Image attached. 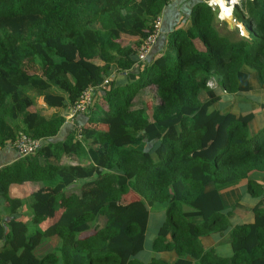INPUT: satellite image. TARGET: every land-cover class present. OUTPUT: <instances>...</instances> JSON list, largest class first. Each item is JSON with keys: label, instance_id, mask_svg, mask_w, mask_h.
I'll list each match as a JSON object with an SVG mask.
<instances>
[{"label": "trees", "instance_id": "16d2710c", "mask_svg": "<svg viewBox=\"0 0 264 264\" xmlns=\"http://www.w3.org/2000/svg\"><path fill=\"white\" fill-rule=\"evenodd\" d=\"M172 1L0 0V148L21 134L40 141L0 167V264H166L155 257L163 250L177 252L173 264H264L263 203L235 229L232 258L199 241L225 219L221 189L246 183L264 196L252 178L264 173V125L253 132L252 110L212 108L223 92H250L251 71L264 87V0L235 4L233 30L219 7L191 0L186 24L137 74L141 47ZM88 89L92 103L76 115L89 122L55 140ZM29 181L45 188L13 196ZM74 193L76 206L67 204ZM155 205L166 221L146 262ZM198 216L202 225L190 220Z\"/></svg>", "mask_w": 264, "mask_h": 264}, {"label": "crops", "instance_id": "0c3cea01", "mask_svg": "<svg viewBox=\"0 0 264 264\" xmlns=\"http://www.w3.org/2000/svg\"><path fill=\"white\" fill-rule=\"evenodd\" d=\"M183 1L184 0H173L172 3L165 8L164 13L161 15L162 22L159 38L147 58L151 55L153 56L154 54H160L161 50L163 49L166 43L167 35L169 34V32L172 31L176 26L183 25L186 22L190 4L193 3V0H186L185 3H183ZM240 1L243 2V0ZM224 11V13L230 15V13L228 14V12L226 11V9H224ZM219 18L228 22L230 28L234 27L231 17L219 16ZM127 39L135 40L134 37H127ZM140 64L141 68L137 66L134 69V72L137 74L140 72V70H142L145 65L144 61L140 62ZM212 84L215 85L214 83ZM99 98L101 97L99 96ZM96 100L97 98L94 99V101ZM246 100L247 99L243 98L242 96H232L229 93L223 92V99L220 101V103L214 105L212 108L222 109V112L225 113H246L247 110L240 108V106L245 104ZM260 103H264V97L257 98L250 109L256 112V118L251 123V128L253 132L258 131L262 128L261 126L264 125V109L260 107ZM39 104L43 105V101L41 99H39ZM90 112L91 110L88 111V113ZM96 113L99 114V111ZM88 122L89 118H87V116L83 113L73 116L71 119H67V122L63 125L61 131L59 132V135L55 138V140L61 141L67 138L68 135H70V133L74 130V126H76L75 124H87ZM19 158L20 154L14 147L7 146L4 148H0V167L11 164ZM252 178L264 183V173L255 172L252 174ZM41 188L42 186L37 185V183L29 181L25 184H18L16 187H13L12 194L14 193L13 196L19 198H25L29 196L32 192ZM213 188H216L213 184L207 187L209 191H212ZM17 191L19 192V195L16 194ZM220 196L222 198V204L220 203V206H223L221 214L225 216V219L221 217L219 222L216 224V227L214 226V228L210 232L203 233L200 235L199 241L205 250L211 251L213 255L217 256V258L230 259L233 256L232 236L235 229L238 228L240 225L248 223L252 224L255 221V208L260 203H263L262 206L264 207V196L258 198L252 196L247 190L246 183L237 187L221 189ZM214 204L219 205V201H215ZM25 208L26 207H24V209ZM58 216L59 215L55 214L54 216H52V218L56 219ZM22 218L26 220L28 217L23 216ZM50 219L51 218H49L46 223H49ZM148 220L149 226L153 225L156 228L155 231H153V236L155 239L158 236L161 225L166 221L165 208H163L162 205H155L150 210ZM190 220L192 223H195V225H202L204 223V219L201 216L191 217ZM147 235L152 236V234H150L149 232H147ZM168 236H171V234H169ZM153 240L152 242L150 241V243H147L146 250H144V253H142V255H147L146 257L148 259L146 262H149L154 256L153 252L151 251ZM171 252H173L172 255ZM170 255L171 257H174L175 255L177 256V252L174 250H163L156 253L155 257H158L160 260H164V258ZM177 259L178 257H176L173 263H175Z\"/></svg>", "mask_w": 264, "mask_h": 264}, {"label": "built area", "instance_id": "2783aa9c", "mask_svg": "<svg viewBox=\"0 0 264 264\" xmlns=\"http://www.w3.org/2000/svg\"><path fill=\"white\" fill-rule=\"evenodd\" d=\"M200 1L207 2L213 8H215L216 6L219 7V9H220L219 16L226 17L225 15H223V10L221 8L222 6L220 5V3L217 0H200ZM225 2L229 7L232 8L231 13H230V17H231L232 22L235 23L236 19L233 18V9H234L235 4H238L240 2V0H226ZM161 22H162V18L160 16L156 22L155 33L151 34L149 36V38L147 40H145L144 44L142 45L141 50H140V54H139L141 62L145 61L147 59V56L152 51L153 46L155 45L156 41L159 38L160 30H161ZM237 26L240 29L241 35H245V30H244L243 24L237 23ZM107 87H108V85H107V81H106L101 86V88L106 89ZM92 91H93L92 89L86 90L81 101L78 102L76 104V106L72 108L73 109V111H72L73 116H75L77 112L86 111L88 109V107H89L88 105L89 104L91 105V103H92L91 102L92 101ZM39 146H40L39 139H36L33 137L30 138L26 134H21L18 137V139L16 140V142L13 144V147L19 152L20 155H26V154L30 153V151H32L33 149H35Z\"/></svg>", "mask_w": 264, "mask_h": 264}, {"label": "rangeland", "instance_id": "374dc122", "mask_svg": "<svg viewBox=\"0 0 264 264\" xmlns=\"http://www.w3.org/2000/svg\"><path fill=\"white\" fill-rule=\"evenodd\" d=\"M221 7V6H220ZM222 8V7H221ZM231 7H229L228 6V8H226V11L228 12V14L229 13H231ZM222 10H223V8H222ZM223 12H225L224 10H223ZM225 14V13H224ZM223 14V15H224ZM225 16L226 17H230V15H226L225 14ZM230 26V25H229ZM232 30L233 29H235V28H231ZM197 45H199V46H202L201 45V43L199 42V41H197ZM32 70L33 71H36V72H38V73H41V70L39 69V68H37V66H34L33 68H32ZM250 75H251V77H252V80H251V86H252V90L250 91V92H248L246 95H244V96H242L243 98H246L247 100L245 101V104L244 105H242V106H240V108L241 109H245V110H247V111H250V109H251V107H252V105H253V103H255V101H256V99L257 98H263L264 97V87L261 85V83H260V80H259V78H258V76H257V73L255 72V71H251V73H250ZM90 95V94H89ZM88 95V96H89ZM100 100H101V102H100ZM98 103H104L103 101H102V98H98L97 100H96ZM71 109V111L67 114V119H71L72 117H73V109L72 108H70ZM252 111H254V110H252ZM257 111V110H256ZM152 111H150V113H151ZM37 185H39V183H37ZM42 188H45V187H42ZM16 194L17 195H19V192L17 191L16 192ZM21 195V194H20ZM78 201H79V196L78 195H76V194H73V195H71V196H69V198L67 199V204H69V205H72V206H76V205H78ZM163 208H165V207H163ZM155 226H153V225H150L149 226V228H148V232L150 233V234H152V236H148V238H147V243L149 242L150 243V241L152 242V240L154 239V236H153V231H155ZM147 243H146V245H147ZM172 253L173 252H171V255H172ZM171 255L170 256H168V257H166V258H164V260H161V262H165L166 264H173V262H174V260L176 259V257H178L179 255L177 254V256L175 255L174 257H171ZM141 257V256H140Z\"/></svg>", "mask_w": 264, "mask_h": 264}, {"label": "bare ground", "instance_id": "6f19581e", "mask_svg": "<svg viewBox=\"0 0 264 264\" xmlns=\"http://www.w3.org/2000/svg\"><path fill=\"white\" fill-rule=\"evenodd\" d=\"M219 3H220V5L222 6V8H223V10L224 9H226V8H228V5L226 4V2L224 1V0H217ZM223 14H224V12H223ZM226 14V13H225ZM224 14V15H225ZM227 15V14H226Z\"/></svg>", "mask_w": 264, "mask_h": 264}, {"label": "clouds", "instance_id": "9594fccd", "mask_svg": "<svg viewBox=\"0 0 264 264\" xmlns=\"http://www.w3.org/2000/svg\"><path fill=\"white\" fill-rule=\"evenodd\" d=\"M143 62V61H142ZM212 84V83H211ZM213 85V84H212Z\"/></svg>", "mask_w": 264, "mask_h": 264}]
</instances>
